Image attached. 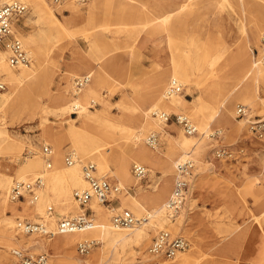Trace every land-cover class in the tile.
Returning a JSON list of instances; mask_svg holds the SVG:
<instances>
[{
	"label": "rangeland",
	"instance_id": "obj_1",
	"mask_svg": "<svg viewBox=\"0 0 264 264\" xmlns=\"http://www.w3.org/2000/svg\"><path fill=\"white\" fill-rule=\"evenodd\" d=\"M47 1L54 8L58 22L64 23L67 30H62L56 24L50 30L45 22L38 20L32 13L27 1L28 11L17 20L14 28L29 52V40H33L38 54L34 57L30 53L31 63L36 61L40 65L36 77L18 85L14 97L0 108V128L8 130L21 145L20 149L12 140L0 144V196L4 197L3 192L11 185L9 175L13 176L15 182L17 168L22 167L26 159L42 158V163L32 166L31 176L43 175L45 184L54 171H62L64 166H69L65 156L75 150L73 130L81 135L116 130L117 134H107L105 140L118 137L114 146H118L127 158L126 148L133 143V136L143 122L141 107L151 99L157 70L161 64V68L169 67L173 58L182 60L189 69L194 70L189 77V85L180 93L191 100H187L188 106L211 104L215 83L222 80L223 74L231 73L234 59L231 54L244 45L243 26L249 24L251 16L262 9L259 4L264 3L263 0H246L252 6L251 11L246 12L241 5L242 0H89L82 5L73 2L54 5ZM206 1L208 3L204 6ZM183 4H187L186 10L177 12ZM76 9L78 13L74 14ZM170 12L177 14L169 23L157 18ZM182 17H187L186 26L180 22ZM260 37L258 40L251 38L253 51L248 48L252 55H256V61L259 58ZM228 45L231 48L220 57L221 50ZM3 48L0 45V49ZM215 59L218 62H214ZM100 66L104 68L102 81L96 72L91 81L96 80L98 90L88 96L83 89L74 96L73 79L93 73L91 70L96 71ZM170 78L167 77L163 91ZM0 83L4 84V89L0 88V91L9 90V84L4 79L0 78ZM61 90L65 91V98ZM33 99L38 100V103L35 117L31 118L28 109L19 105ZM70 99H79L88 114L84 115L83 111L74 113L72 109L62 113L60 108ZM93 99L97 102L95 106L90 105ZM243 100L241 97L233 101L229 123L214 121L206 133L201 127L207 121L198 122L191 113H187V105L181 104L178 109L161 107V110L172 114V118L168 122L158 118L156 121L150 120L144 139L139 143V146L151 152L152 160L146 157L145 161H137L129 156L130 176L123 180L124 184L114 174L115 163L110 156L106 157L104 164L109 173L103 174L95 157L76 150L80 155L77 163L82 174L84 163L94 161L98 175L122 188L110 200L101 201L103 210L100 214L90 206L91 201L87 206L79 204L74 192L80 187L74 180L64 176L60 178V187L68 196L67 201H74V205L65 209L60 207L62 201L59 199L51 202L52 212H49L48 206L44 212H40L27 206V199L15 202L9 200L4 204L0 198V264H17L18 258L13 251L18 248L31 253H47L49 264H158L161 258L155 259L149 254L148 248L163 228L183 233L190 239L191 247L183 253L193 252L191 264H264V139L252 132L250 124V121L264 116V86H261L259 95L253 101L249 103ZM240 104L249 109L248 116H238ZM203 111L207 113L204 108ZM177 113L189 115L201 128L194 135L202 133L206 142L202 148L192 147L191 154L196 158V168L200 170L199 176L202 178L195 179L191 184L194 204L189 212L186 211L188 206L183 210L180 228L177 229L174 224L177 220L172 222L168 219L165 226L159 227L151 217V224L149 222L139 227V230L145 229L139 245L134 242L125 249L120 244L107 246L99 232L81 235L66 246L56 242L58 234L55 233L52 237L34 233L16 238V232L9 225L15 224L18 218L48 224V219L55 218L58 227L62 217L74 216L85 210L91 213L94 222L110 219L112 224L113 215L124 209L133 211L137 216L147 215L154 208L152 199L160 195L164 170L170 172L168 177L171 185L164 197V200H168L179 157L176 154L170 158V169L164 159H167L173 141L181 138V135H187L174 117ZM152 115L156 117L153 112ZM216 129L223 131V144L243 150L236 160L220 161L214 158L213 148L218 141L210 138L209 133ZM153 131L159 139L156 147L147 140ZM45 145L53 149L51 168L47 167L43 154ZM135 162L147 166L148 173L144 178L134 175ZM87 186L88 182L84 188ZM124 193L127 196L146 194L143 199L145 205L138 209L131 202L124 205L121 198ZM47 228L55 231L50 226ZM85 238H95L99 243L90 254L81 255L77 243Z\"/></svg>",
	"mask_w": 264,
	"mask_h": 264
},
{
	"label": "bare ground",
	"instance_id": "obj_2",
	"mask_svg": "<svg viewBox=\"0 0 264 264\" xmlns=\"http://www.w3.org/2000/svg\"><path fill=\"white\" fill-rule=\"evenodd\" d=\"M0 1H1L0 3H5V2H10L12 0H0ZM25 1H27L31 5L32 13L37 17V19L45 22L50 28V30L54 29L53 27L55 24L60 28H62V30H67V27L65 26L64 23L58 22L57 20L58 17L56 16V12L54 11V8L50 5L48 1L47 2H45V0H25ZM95 1H99V0H95ZM207 3L208 2L206 1L203 3V5L205 6ZM209 3H211V1H209ZM241 5L246 12L251 11L252 9V6L249 5V1L242 0ZM259 6L262 9H259L256 13H254L251 16L250 22L247 26H243L242 30L244 33V39H243L244 45L239 46L236 50L233 51V54H231L234 58L231 68L232 70H230L231 73L229 72L228 74H223L221 77L222 80H219L215 83V95L213 96V100L211 104H207V105L204 104L201 106L198 105L188 106L187 100L190 102L191 100L186 99L183 96V94L179 93L172 96L171 98H167L165 96L166 88L164 89V91L163 88L166 85V80L168 76H171V78L172 77L179 78L182 81V83L186 86L189 85V81H190L189 77H191V75H193L194 73L193 72L194 70L189 69L188 65L183 63L182 60L173 58L169 67L161 68L160 66L162 64L160 63L161 65L157 70L156 80L154 82L153 91L151 93V99L148 103H146L148 105L144 104L143 107H141L143 122L138 126V131L133 136L134 138L133 143L126 148V152L128 154L127 158L123 156L122 151L119 150L120 148L118 146H114L115 142L118 140V137L111 140H105L106 139L105 136H107V134H110L111 136L117 134L116 130L114 129L103 130V133L100 134H87V135H81L80 133L75 132L73 130L74 134L72 135V139L74 141V149L82 151L86 155L89 154L88 155L89 157L91 156L95 157V159L98 161L100 173L103 174L109 173L108 169L104 168V164L106 162V157L110 156V158H112L115 163L116 170L114 171V174L119 177L121 184H124L123 180L129 179L130 176V165H129L130 157L137 161H145L146 157L149 160H152L151 152H149L146 148L139 146V143L144 139V133L146 132L145 130L148 126L149 121L152 119L153 120L155 119V121L157 120V118L152 115L154 109H160L161 107L178 109L179 108L178 106L181 104L187 105V109H186L187 113H191V115L198 122L207 121L205 126L201 127L204 128L203 133H206V131H208V129L211 126V123L214 121L219 122L220 124L229 123L231 120L230 112L232 110L230 107L232 106L233 101L236 98L243 97L244 99L243 101L250 103L255 99L256 95L257 96L259 95L261 86L262 85L264 86V66L260 59V55H258L259 58H257L256 61V55L254 53L252 55V53H250V50L248 49L250 48L251 51H253V48L250 46V40L253 37H255L258 40L262 29H264V3L259 4ZM186 7L187 4H183L181 6V9H179L177 12L183 13L186 10ZM75 13H78L77 9L74 11V14ZM175 13L170 12L157 18H161V20L164 23H169L172 21L173 17L176 16L177 13L176 14ZM187 17L180 18V22L182 23V26L187 25L186 23ZM29 41L32 52L30 53L34 55V57H37L38 51L36 49V46L33 45V40H29ZM230 48L231 47L228 45L226 46L225 49H222L221 50L222 53L220 52V57L223 56V54H225L226 52H228ZM7 55H9V50L7 48L0 49V78L4 79L9 84V90L0 91V108H2V106L6 102H8L14 97L15 95L14 92L18 85H21L24 82L26 83L31 78L36 77L40 65L35 63L36 62L35 61L32 62L31 64L20 66L21 67L20 69H16L17 67H14L9 63ZM215 61L218 62L217 59H215L214 62ZM76 67H81V65H76ZM103 70H104L103 66H100V69H97L96 71L91 70L93 72L91 74L93 75L96 72V75L100 76V80L102 81L101 76L103 75L102 73ZM96 84H97L96 80H94V82L92 83L90 82L84 89L85 91L84 94L89 96L95 93L96 90H98ZM61 91H63L61 92V95L63 96V98H65L66 97L65 91L64 90ZM75 101L76 102L74 103V100L72 101L70 99L67 103L62 105V107L60 108L61 112L68 113L71 109L76 108V105L82 104L79 99H76ZM37 103L38 100L33 99L30 100L27 104L25 102H23L22 104L20 103L19 107L28 109L29 115L32 116L31 118H33L35 117ZM81 108L82 109L80 111H83L82 113L84 115L88 114V111L86 107H84V105H81ZM203 108L207 110V113H205V111H203L204 113L202 112ZM197 127L198 130L200 131L201 128L198 126V124ZM50 130L51 129L48 128L49 132ZM198 134L181 135V138L173 141L172 145L169 147L167 159H164L165 165L167 167L169 166V169L171 164L170 158H173V155L178 154L179 158L177 159H182L186 157H192L194 160L196 159L191 154L193 150L192 147L199 146L200 148H202L206 143L204 141V138H202V133H198ZM8 140H12L14 144H17L18 147L21 149V145L18 142H16V139L11 136L9 131L4 128H0V144L2 141H8ZM216 140L218 141L217 144H223L221 142L222 139H216ZM202 162L204 163L206 161H202ZM38 163H42L41 157L26 159L23 166L17 168L16 176L14 177L17 180H34L36 177L31 176L33 174L31 170H32V166ZM61 170L62 171H54V173L50 176L49 182L46 184L44 183L43 187L39 189L38 192L39 199L36 202L31 203L30 199L27 198L28 202L25 204L29 207H32L34 210L40 212H44L45 208L47 206L49 207L54 199H59L62 201V203H60V207H62V209H65L72 204L74 205V201L71 198H70L71 201H67L68 196L64 194L63 189L60 187V178L64 176L65 178L74 180L78 185V187H80V189L76 188L77 190L84 189V186L87 185V180L84 178L83 174L81 173L80 165L77 162L70 166H64L63 169ZM199 171L200 170L198 168L195 169V174L192 179V182L195 179L199 180V178L200 179L202 178L201 176H199L200 174ZM169 174L170 172L168 173V170H164V174H163L164 176L162 179L163 185L160 187V195L152 199L151 202H153L154 208L153 211L148 212V214L154 218V223L159 227L165 226L166 219H168L165 214V204L167 200H164V197H166V195L168 194L171 185L170 179L168 177ZM9 178L11 185L6 189V192H3L5 197L3 195L0 196L1 202L4 204L8 203V201L11 200L10 197L8 196V193H10V189L14 181L12 175H9ZM192 190L193 189L190 188V193H189L190 196L188 195V199L186 202V206H188V209H186V211L188 212L192 208V204H194V197ZM121 198L124 205H127V202L129 203L131 202L133 203V205H135L134 207L138 209L141 206L145 205L143 199L146 198V194H140L139 196L136 195L127 196L126 193H124ZM90 206L93 209H95V212H98V214H100L103 210L102 202L97 199H92ZM182 213L176 219L177 221L174 222L177 229L181 227L182 219L180 218L183 215ZM64 214L66 215V213ZM184 214H186V212ZM48 220H50V224L46 223V225L47 227L50 226L51 228H53L55 230L54 231L55 234H58V238L56 239V242L61 246H66L69 243H72V241H74L77 237L81 235H85L87 233L89 234V233L99 232L101 240H103L107 246L112 247L116 244H120L123 247V249H125L127 246H130L134 242L137 245H139V241L142 235L145 233V229L139 230V227L140 226L143 227L144 225L150 222L148 221L147 223H142L132 227L117 228L112 224L110 219H107L104 222L103 221L94 222L93 226L86 230L61 233L57 229L58 227L56 226V219L52 218ZM9 228H12V231L16 232L15 235L16 238H20L23 235H28L19 232L16 229V223L15 224L11 223L9 225ZM28 245L30 244L28 243ZM33 245L34 244H32V246ZM192 255L193 252L189 254L181 252L175 258H173L172 261L164 258V256L162 255H152V256H154L155 259L161 258L158 260V264H191ZM82 264H86V263L84 262Z\"/></svg>",
	"mask_w": 264,
	"mask_h": 264
},
{
	"label": "built area",
	"instance_id": "obj_3",
	"mask_svg": "<svg viewBox=\"0 0 264 264\" xmlns=\"http://www.w3.org/2000/svg\"><path fill=\"white\" fill-rule=\"evenodd\" d=\"M54 5H64L66 3L86 4L89 0H49ZM29 5L22 0H12L0 4V45L9 50L8 60L14 67H20L31 63V55L25 44L15 32V24L17 20L28 11ZM258 55L264 64V30L260 37V46ZM92 81V74L87 73L76 76L73 79V94L77 96ZM185 85L177 77H172L165 89V96H172L182 93ZM0 88L4 89V84L0 83ZM76 101H74L75 103ZM97 102L93 99L91 106H95ZM82 105V104H81ZM76 105L73 112L77 113L82 108ZM238 116H248L249 109L245 105H238ZM153 114L162 122H168L172 118V114L161 109H154ZM176 121L182 125L187 134H195L198 132L197 124L185 113L174 114ZM252 132L260 139H264V116L256 120L250 121ZM212 139H222L223 131L216 129L209 133ZM148 143L152 146L158 145V134L151 132L147 138ZM214 158L217 160H236L238 154L243 150L233 149L230 145L217 144L213 148ZM46 165L51 168L53 149L50 145L43 147ZM80 160V155L76 150L69 151L65 156V162L70 166ZM196 161L192 157L179 159L175 165L173 189L172 193L165 204V214L170 221H175L186 206L188 195L195 174ZM133 173L137 178H144L148 173V168L143 163L135 162L133 164ZM83 176L88 182V186L81 190H75L74 195L81 206H87L92 199L102 202L110 200L113 194L122 191L120 185L112 184L104 176L98 175V167L94 161H87L83 165ZM45 179L43 175H38L34 180H16L9 193L12 201L30 199L31 203L39 199V189L43 187ZM49 212L53 211V206H49ZM151 219V215L137 216L133 211L124 209L113 215V225L117 228H126L146 223ZM93 218L87 210L74 216L62 217L58 222V231L61 233L75 232L86 230L93 226ZM16 229L25 234H39L43 237H52L55 232L49 230L45 222H35L28 219H20L16 221ZM99 241L95 238H85L77 243V250L81 255H88L95 248ZM191 247L190 239L183 233H175L168 228L159 230L158 234L153 238L148 252L152 255H162L166 258L173 259L179 253L188 250ZM18 258L17 264H48L49 255L47 253H31L27 249L18 248L13 251ZM123 264V263H108Z\"/></svg>",
	"mask_w": 264,
	"mask_h": 264
}]
</instances>
